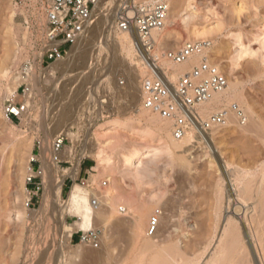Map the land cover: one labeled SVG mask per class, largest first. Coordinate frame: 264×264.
Instances as JSON below:
<instances>
[{
	"label": "rangeland",
	"instance_id": "1",
	"mask_svg": "<svg viewBox=\"0 0 264 264\" xmlns=\"http://www.w3.org/2000/svg\"><path fill=\"white\" fill-rule=\"evenodd\" d=\"M111 1L113 4L97 8L80 39L84 43L82 56L89 53V60L78 56L71 62L64 59L42 64V72L38 65L40 54L46 50V25L43 34L35 27L33 0H0V264H138L164 250L178 253L182 257L178 260L185 264H264L261 207L250 199L243 206L235 205L225 190L229 173L235 177L236 172L244 171L247 179L255 181L264 169V0H194L199 15L191 24L200 31L222 29L216 37L194 42H212L210 62L227 76L228 83L240 84L247 102L239 106L249 121L241 126L232 116L229 124L213 133L205 143L207 147L195 142L196 147L186 154L189 162H182L160 136L139 124L137 113L144 110L142 81L148 71L139 63L129 62V46L123 49L110 42L111 33L115 37L120 34L117 18L112 26L104 16L116 14L126 0L106 2ZM164 1L171 4L172 0ZM186 1L181 0V5ZM169 22L165 31L169 29L174 35L161 47L156 46L153 53L159 56L190 42L186 32L190 23L171 29ZM236 49L242 50V56L233 70ZM28 62L31 76L39 78L36 87L19 79ZM4 70L8 71L6 79ZM143 70L146 74L137 77V71ZM14 101L26 106L21 120L6 116V108ZM63 114L69 116L66 125L55 130ZM106 122L117 126L97 129ZM57 137L65 139L59 169L67 173L52 189L61 199L53 208L52 200L45 198V183L43 191L33 197L27 178L30 169H43L44 141ZM99 151L109 164L96 171ZM133 152L138 153L137 168L125 162ZM32 158L37 163L31 164ZM85 163L92 164L88 171L84 170ZM220 181L226 185L222 194ZM58 182L63 185L62 192ZM76 185L101 194L91 200L90 227L102 233L100 248L79 242V236L89 229L74 232L78 218L69 211V196ZM110 187L117 198L115 210L99 200ZM236 210L243 223L237 219ZM143 211L151 213V218L140 229L133 215ZM153 217H158L155 230L151 229ZM225 229L229 236L220 246ZM44 245L49 246L50 253L39 263L37 255ZM215 257L217 263H213Z\"/></svg>",
	"mask_w": 264,
	"mask_h": 264
},
{
	"label": "built area",
	"instance_id": "2",
	"mask_svg": "<svg viewBox=\"0 0 264 264\" xmlns=\"http://www.w3.org/2000/svg\"><path fill=\"white\" fill-rule=\"evenodd\" d=\"M100 0H41L46 16V50L42 64L64 60L72 48L82 39L87 27L93 20V12ZM170 6L161 0L153 4L130 3L124 1L117 14L116 28L119 32L136 33L139 41L136 49L149 54L144 57L147 76L142 81L143 109L172 123L173 136L182 140L191 135L194 141L205 144L213 133L225 127L232 116L241 126L248 124L249 117L245 109L232 104L222 107L208 116L202 113L203 105L228 86V78L209 60H203L190 72L172 79V72L164 71V62L182 64L190 57L203 54L212 49L209 42L186 43L179 50L167 51L161 56L154 54L157 42L152 34L162 30L167 23ZM65 50V51H63ZM28 88L24 91L27 93ZM26 106L12 102L6 108L7 118L21 120ZM198 144V143H197ZM65 139L58 138L54 143V162L61 166L60 153L64 150ZM37 163L33 159L31 164ZM107 186V182L103 183ZM27 186L30 195L38 196L44 189V170L30 169ZM29 201V206L31 205ZM158 225V217H153L151 229ZM102 233L89 230L79 236V242L92 248H100Z\"/></svg>",
	"mask_w": 264,
	"mask_h": 264
},
{
	"label": "bare ground",
	"instance_id": "3",
	"mask_svg": "<svg viewBox=\"0 0 264 264\" xmlns=\"http://www.w3.org/2000/svg\"><path fill=\"white\" fill-rule=\"evenodd\" d=\"M106 1L107 0H100V3L97 5L96 9L93 12V17L96 16L95 14H96L97 8L102 9L103 6H105L106 4H108L107 6L113 4L112 1L108 2V3ZM127 1L130 3L138 4L137 1L135 2V0H127ZM144 1H146L145 2L146 4H153L158 0H144ZM186 2H187V4L184 6L181 5L182 4L181 0H172L171 4H169L170 14H169V18H168L167 22L170 21L169 26L171 29L172 28L177 29V28L181 27V25L183 23L184 24L186 23V25L188 23L191 24V22H194L195 19H197L198 15H199V8H198L197 4L194 2V0H187ZM33 5L36 8L35 10L37 11L36 26L35 27H38L39 31L42 33V29L46 25L47 21L44 18V12L42 14L43 8H42L41 0L39 2H38V0H36V1L33 0ZM171 5H172V11H171ZM117 14H118V12H116V14L115 13L107 14L104 16V18H105L106 22H110L111 25L113 26L115 24V19L117 18ZM191 26H193V25L191 24ZM191 26L187 27L188 30L186 28L187 38L190 41L188 43H193L195 40H204V39L211 38V37L213 38L214 36L216 37V35L218 36L222 31V29L220 27H217L216 30L212 29V28H210V29L208 28L205 30L202 29L203 31L202 30L200 31V29L199 30H197L198 28L196 29L195 25H194L195 28H193L194 26L193 27H191ZM86 30L88 31V29H86ZM172 32L173 31H169V29L167 31H165V28H163L162 30L153 32L152 38H153V40H155L157 42V46L160 45V47H161V45L163 43H165L167 41V39L172 38V36L174 35V34L172 35ZM85 33H86V31H85ZM85 33H84V35H85ZM40 36H41V34H40ZM109 39H110V42H113L114 44H116L117 47H119V45H121L123 49H126L129 46L128 51H127V53H128L127 57L129 58V62L136 63V64L139 63L143 66L144 69L145 68L147 69L145 62L144 63H142V62L144 61V57L146 59L148 58L149 54H147L144 51H142V53H140L136 49V46H135L136 42L139 41V37L136 33L120 32V34L117 37H115L113 35V33H111V35L109 36ZM79 41L72 48V50L69 52L68 56L65 58L67 61L71 62L74 58H76L78 56L82 57V59H88L89 53L86 54L87 57H86V55L84 57L82 56V54H83L82 53L83 52L82 44H84V43H82V40L80 42ZM263 42H264V33H263ZM237 43L238 42L236 41L235 44H237ZM215 44H216V42H215ZM212 50H213V48H212ZM235 52H236L235 56L233 57L232 62H231L233 65V67H232L233 70H234V67L237 65V62L239 61V59L242 56V50L236 49ZM44 53L45 52L40 54V56H39L40 62L38 65V68L42 72H45V69L42 68V60H43ZM208 53H209V51H206L203 54L192 56L186 62H184L182 64H175L172 62H166L165 66H164V71L167 74L172 72L171 78L176 80L179 76L190 72L194 67L198 66L203 60L207 59L210 61V56H208L209 55ZM85 61H87V60H85ZM28 64H27L28 67L25 70H23L24 72L20 73L19 79H21V81H26V82H29L31 84L33 83V85H35V87H36L38 85L39 78L36 76V74H33V76H31L32 67L30 65V62H28ZM4 72H5V79H6V75L8 74V71L4 70ZM145 74H146V72L144 70L141 73L137 71V77H142ZM85 85H86V83H85ZM243 95L244 94L240 91V84L238 82H230V83H228L227 88L223 92L215 94L209 102H207L203 105L202 113L204 115L208 116L211 113H215L217 111V109H220L222 106H229L230 107L233 103L236 105H240L243 102H247L244 100L245 96L243 97ZM137 114H138L139 124L140 123L144 124L145 128H147L148 130H152V132L154 134H157L158 136H160L162 138V140L164 141V144L167 147V149L174 151L177 154H179V157H180L182 162H189V160L187 161L188 157L186 158V156H187L186 154L189 152L191 147H196V143L194 141L193 136L189 135L182 140H177L173 136L172 123L170 121L164 120L160 116L152 114L151 112L146 111L145 109L143 111H139ZM68 117H69L68 115L63 114L58 119V121L56 122L54 129L60 130V129L64 128V126L66 125L65 120H67ZM229 123H230V121H229ZM115 126H117V124H115V123L110 124L109 122H106V123L99 125V127L97 129L103 130V129L112 128ZM44 129L46 132L49 131V129H47V128H44ZM93 136L96 137V135H94V133H93ZM57 139H58V137L52 142L50 141V139L44 141L42 148H41L42 149V159H43V170H44V183H45V188H46L45 198H46V201L52 200L51 201L52 203L51 202L50 203H51V207L53 205V208L54 207L57 208L59 200H61V199L58 200L60 194L53 193L54 191L52 192V189L56 186V180H58L60 176L62 178L65 177V174L67 173V172H64L63 170L59 169L60 168L59 165H57L54 162V155L56 154L55 150H54V143L56 142ZM208 141L210 142V140H208ZM208 141H207V143H208ZM206 147H207V145H206ZM209 147H211V144L209 145ZM208 152H210V151H208ZM62 155H63V153H60L61 159H62ZM137 155H138L137 152H133L129 157H126V159H125V162L127 164H129L132 168H137V158H138ZM97 158H98L99 166L95 169L96 171H100L101 165L104 166L105 163H107V165L109 164V162H108L109 160L107 158H103L102 151L97 152ZM223 163H224L225 169H227V171H229V169H228V168H230L229 164L225 160L223 161ZM224 166H223V168H224ZM225 169H224V171H225ZM235 169H238V168H235ZM238 171H240V170H238ZM222 173L225 174L224 172H222ZM228 173L229 172H227V174ZM233 173L235 174V171ZM236 174H235V177H234V175H232L230 173L227 175V176H229V178L226 180L229 181V185H228V188H226V189L224 188L226 185L222 186V184H221L222 182L220 181V183H219L220 194L223 193V188H224L230 194V196L227 195L228 193L226 194L227 196H229V201L233 200L235 202L234 203L235 205L242 204L244 201H246L248 199L254 200L256 202L255 204H257L259 207H261V210L264 213V201H263L264 200V198H263V196H264V169L260 173L259 179L255 180V181L247 179L246 175L244 174V171H242V174L238 173V172H236ZM58 183H60V182H58ZM57 186L59 187L60 192H62V188H63L62 183L58 184ZM58 192L59 191L57 190V193ZM99 195L101 196V194H99ZM99 195L93 191L88 192L85 189H83L82 187H80L79 185H76L74 190L70 193V196H69L70 209H69V211L75 212L76 213L75 216H77V218H78V222L75 224L74 232L78 231V230H83V231H86L88 229L90 230V227H92L91 225H92V215H93V206L91 204V200H92L93 196L95 198H98L96 196H99ZM102 196L103 197H100L101 199H99V200L106 202V204L109 206V208L111 210H115L117 198H116V194L114 192V188L110 187L104 194H102ZM45 202H44V204H45ZM246 202L248 203V201H246ZM50 203H48V204H50ZM61 203H63V202L61 201ZM67 203H65V204H67ZM247 203H245V205ZM242 206H243V204H242ZM61 208H63V206H61ZM236 208H238V207L236 206ZM246 208H247V206H246ZM64 209H66V207H64ZM131 210H132V208H131ZM62 211H63V209H62ZM125 211H127V210L121 209V212H125ZM237 213H239V212L236 210L235 215L237 216V219L243 223L244 222L243 217L242 216L240 217ZM130 214L132 215L133 211L132 212L130 211ZM233 214H234V212H233ZM149 215H151V213L149 214L148 211H143L138 215H136V212H134L133 220H135V224L140 229H142L148 224L149 217L151 218V216H149ZM261 219H262V215H261ZM262 224H263V230H264V222ZM150 228L151 227L149 226L148 229L150 230ZM91 230H93V229H91ZM247 232L249 233V231H247ZM260 235H261V232H260ZM228 236H229L228 235V229H225L223 236H222L223 238L220 241V246L223 244L222 241L224 239H226V237H228ZM251 237H252V235H251ZM252 239H253V241L256 242L254 235H253ZM51 242L53 243V241H51ZM249 243H250V241H249ZM50 246H52V244ZM49 253H50V249H49L48 245H46V246L44 245L42 247V249L40 248V253L37 255L38 259H39V263L44 261L45 258H47L49 256ZM218 254H219V252H217L216 257L218 256ZM216 257L213 260V263H217ZM179 258L181 259L182 257H180V255L178 253H171L169 251L164 250L162 252H157V254L154 257H152L151 259H149L148 261L145 262V260H141L138 264H145V263L146 264H185V263H183V261L180 262L178 260Z\"/></svg>",
	"mask_w": 264,
	"mask_h": 264
},
{
	"label": "crops",
	"instance_id": "4",
	"mask_svg": "<svg viewBox=\"0 0 264 264\" xmlns=\"http://www.w3.org/2000/svg\"><path fill=\"white\" fill-rule=\"evenodd\" d=\"M88 165V167H86ZM92 167V164L91 163H85L84 164V170H86V171H88L89 170V168H91Z\"/></svg>",
	"mask_w": 264,
	"mask_h": 264
}]
</instances>
